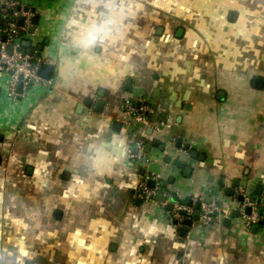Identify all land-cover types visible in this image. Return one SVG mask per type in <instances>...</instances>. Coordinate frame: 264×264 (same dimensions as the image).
<instances>
[{
	"label": "crops",
	"instance_id": "1",
	"mask_svg": "<svg viewBox=\"0 0 264 264\" xmlns=\"http://www.w3.org/2000/svg\"><path fill=\"white\" fill-rule=\"evenodd\" d=\"M26 3L39 24L24 51L42 46L53 71L17 102L0 79V264H264L263 216L253 232L232 209L182 236L170 203L137 197L131 158L142 147L194 210L264 197V0ZM126 99L150 106L149 126L123 124Z\"/></svg>",
	"mask_w": 264,
	"mask_h": 264
},
{
	"label": "built area",
	"instance_id": "2",
	"mask_svg": "<svg viewBox=\"0 0 264 264\" xmlns=\"http://www.w3.org/2000/svg\"><path fill=\"white\" fill-rule=\"evenodd\" d=\"M34 16L35 12L26 0H0V79L5 78V96L10 102H17L24 98L33 85L42 82L37 72L42 65L46 64L45 58L41 55L29 57L23 47L25 41L31 42L36 35V28L34 33H31L34 27L32 23ZM20 18L23 21L21 25H18ZM19 83H21V94L17 92ZM121 111L125 126H149L148 115L152 111L148 104L126 99L121 104ZM163 127H168V125L161 122L155 125L153 130L159 132ZM131 158L139 169H144V174L138 177L136 189L137 197L141 202L152 204L157 197H161L165 202H160V205L166 206L170 203L171 194L162 187L159 176L146 174V170L154 163L153 158L143 154L142 147L138 148L137 154H131ZM160 158L159 155L156 160ZM150 182L153 183V187L150 186ZM239 198H242L241 202L238 201ZM198 204L200 205L198 210L193 209L194 204L192 206H187L182 202L174 204L173 209L169 211L174 228L179 231L184 227V222L192 221L195 215L197 216L196 222L209 225L228 217L232 209L237 210V218L246 230L256 226L261 217L260 206L252 201L251 194L245 188L236 189L229 204L220 203L215 199L208 203L199 201ZM182 211L185 212L184 215L181 214Z\"/></svg>",
	"mask_w": 264,
	"mask_h": 264
},
{
	"label": "water",
	"instance_id": "3",
	"mask_svg": "<svg viewBox=\"0 0 264 264\" xmlns=\"http://www.w3.org/2000/svg\"><path fill=\"white\" fill-rule=\"evenodd\" d=\"M33 11L35 12L34 9H33ZM22 21H23V19L20 18L19 21H18V25H21L22 24ZM32 23H33V26L34 27L31 30V33L33 34L34 31H35V28L38 27V24H39V16L38 15H35L33 17ZM47 43L48 42L45 41L44 42V45L46 46ZM23 47L26 48V49H30L31 42L30 41L24 42L23 43ZM42 51H43V47L40 46L37 49V52H36V50L31 49L28 55H29V57H33V56L38 57L41 54ZM9 53H11V49H9ZM52 71H53L52 66L45 64V65H42L39 68V70L37 72V76L39 78H41V79H44L46 81H49L51 79ZM17 92H18V94H21L22 93L21 83H19V85H18ZM121 128H122V126L118 122L113 125V130L114 131L119 132L121 130ZM132 130H134V127H130L129 130H128V133H130ZM176 147L179 148V144H177ZM150 148L151 147L149 145L146 146L145 152L147 154L150 152ZM160 150L163 152L164 149L163 148H160ZM135 153H136V150H135ZM190 156H191L192 160L195 158V154H191ZM192 160L188 163V166H191L192 165ZM162 162L164 164H172V165L176 166L179 169L182 168V163L179 161V159H172L171 156H169L167 154L164 155V158H163ZM149 170L153 174H156L157 175L160 172V166L157 165V164H152L150 166V169ZM139 173L141 175L144 174V169H140L139 170ZM236 185L237 184H235V186ZM150 186L153 187V183L152 182H150ZM163 186L166 187V184H164ZM216 191L219 192L220 191L219 188H217ZM232 195H233L232 192L227 193V196H229V197H231ZM208 200H209V197H206L205 198V203H208ZM156 201L161 202V203L165 202V200L163 198H161V197H157L156 198ZM238 201L241 202L242 201V198H239ZM252 201L255 202L258 206H264V197H262V186H259V185L256 186V188L254 190V193H253V196H252ZM177 203H178V198L176 197V195L172 196V198L170 199V204L167 205L168 211H171L173 209V205L174 204H177ZM137 204H140V201H138ZM187 206H192V202L191 201L187 202ZM195 207H196V210H198L200 208V205L197 204ZM247 213L248 214L250 213V210L249 209L247 210ZM181 214L184 215L185 212L182 211ZM232 216H233V218H237L238 217V212L237 211H234L232 213ZM261 216H263V218H264V212L261 214ZM193 221H197V216L196 215L193 217ZM191 226H192V221H185L184 222V228L180 232L181 235L182 236H185L187 234V229L190 228ZM262 226H263V222H259L258 225H257V227L254 228L253 232H256L259 228H262Z\"/></svg>",
	"mask_w": 264,
	"mask_h": 264
},
{
	"label": "rangeland",
	"instance_id": "4",
	"mask_svg": "<svg viewBox=\"0 0 264 264\" xmlns=\"http://www.w3.org/2000/svg\"><path fill=\"white\" fill-rule=\"evenodd\" d=\"M40 25H41V23H40ZM5 109H7L6 106L5 107H3V106L1 107L0 106V122H2L4 119H6V116H4L5 115V113H4ZM23 204L26 207L29 206V205H32L31 203L26 202V201H23ZM35 214H36V216H35L36 218H40V215H39V213L37 211L32 212V216H34Z\"/></svg>",
	"mask_w": 264,
	"mask_h": 264
},
{
	"label": "trees",
	"instance_id": "5",
	"mask_svg": "<svg viewBox=\"0 0 264 264\" xmlns=\"http://www.w3.org/2000/svg\"><path fill=\"white\" fill-rule=\"evenodd\" d=\"M183 203V202H182ZM186 204V203H185Z\"/></svg>",
	"mask_w": 264,
	"mask_h": 264
}]
</instances>
